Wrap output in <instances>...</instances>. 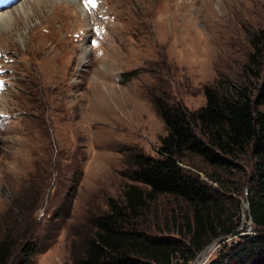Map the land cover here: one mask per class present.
<instances>
[{"label": "rangeland", "instance_id": "374dc122", "mask_svg": "<svg viewBox=\"0 0 264 264\" xmlns=\"http://www.w3.org/2000/svg\"><path fill=\"white\" fill-rule=\"evenodd\" d=\"M40 1L6 0L0 11V216L32 189L39 200L23 202L31 209L20 218L37 234L33 264H69L89 219L135 183L122 173L124 148L157 156L166 130L152 97L202 106L203 87L235 76L249 34L264 29V0H99L93 12L88 0ZM241 181L239 228L252 233ZM145 207L136 229L182 238L184 201L159 195Z\"/></svg>", "mask_w": 264, "mask_h": 264}, {"label": "trees", "instance_id": "16d2710c", "mask_svg": "<svg viewBox=\"0 0 264 264\" xmlns=\"http://www.w3.org/2000/svg\"><path fill=\"white\" fill-rule=\"evenodd\" d=\"M249 37L251 48L237 74L205 85L199 108L189 110L163 93L152 97L166 130L157 156L124 148L128 158L122 173L140 186L126 184L119 200L108 199L107 210L89 219L90 229L74 246L69 264H189L219 237L223 241L204 264H264V29ZM195 158L213 171L196 167ZM180 163L198 168L211 183ZM233 170L236 181L219 174ZM240 179L252 233L239 228L241 202L234 198ZM31 191L0 216V264H33L37 234L20 218L39 200ZM159 195L188 205L190 216L177 222L182 238L135 228L147 202ZM23 202L29 205L23 208Z\"/></svg>", "mask_w": 264, "mask_h": 264}, {"label": "water", "instance_id": "95a60500", "mask_svg": "<svg viewBox=\"0 0 264 264\" xmlns=\"http://www.w3.org/2000/svg\"><path fill=\"white\" fill-rule=\"evenodd\" d=\"M246 206L248 208V204L246 202ZM224 237H219V238H216L214 239L210 244L206 245L203 250H201L199 252V254L195 257V259L193 260V262L191 264H199L201 262L202 264V261L203 263L205 262V259L209 256V252H211L212 250H214L215 248H217L219 246V244L223 241ZM227 238H230V236H227Z\"/></svg>", "mask_w": 264, "mask_h": 264}, {"label": "bare ground", "instance_id": "6f19581e", "mask_svg": "<svg viewBox=\"0 0 264 264\" xmlns=\"http://www.w3.org/2000/svg\"><path fill=\"white\" fill-rule=\"evenodd\" d=\"M40 1V0H39ZM42 1V0H41ZM41 1H40V3H41ZM67 1H71V2H73V3H75L76 2V0H67ZM36 2V1H35ZM34 3V2H33ZM45 3V2H44ZM50 3V2H49ZM30 4V3H29ZM31 5H32V2H31ZM43 5V4H42ZM29 6V5H28ZM35 6H36V4H35ZM46 6V5H45ZM38 7V6H37ZM26 7H25V5H20L19 7H17L16 8V10H17V13H25V11H26V9H25ZM35 8V7H34ZM42 8V7H41ZM11 9V8H10ZM40 9V8H39ZM30 11V10H29ZM33 11V10H32ZM27 12V11H26ZM42 12V11H41ZM30 13V12H29ZM3 15H5V13L4 12H0V17H2ZM18 15V14H17ZM21 15V14H20ZM25 15V14H24ZM15 16V15H14ZM19 16V15H18ZM17 16V17H18ZM26 17V16H25ZM30 17V16H29ZM14 18V17H13ZM28 18V17H27ZM90 18H92V17H90ZM29 19V18H28ZM3 20V19H2ZM11 20V19H10ZM19 20V19H18ZM13 22V21H12ZM11 24V23H10ZM2 27V26H1ZM9 28V27H8ZM86 50L84 51V53L86 54ZM112 89V88H111ZM195 264H197V263H195Z\"/></svg>", "mask_w": 264, "mask_h": 264}]
</instances>
